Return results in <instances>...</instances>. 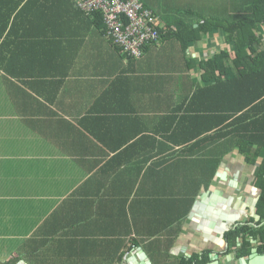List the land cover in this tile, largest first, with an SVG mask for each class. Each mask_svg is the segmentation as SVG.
<instances>
[{
  "label": "crops",
  "instance_id": "crops-1",
  "mask_svg": "<svg viewBox=\"0 0 264 264\" xmlns=\"http://www.w3.org/2000/svg\"><path fill=\"white\" fill-rule=\"evenodd\" d=\"M77 1L26 0L0 22V264L263 259L241 230L258 226L255 167L195 136L190 113L207 107L190 104L198 62L229 46L217 32L183 51L173 36L249 0H141L170 32L138 60Z\"/></svg>",
  "mask_w": 264,
  "mask_h": 264
},
{
  "label": "trees",
  "instance_id": "trees-1",
  "mask_svg": "<svg viewBox=\"0 0 264 264\" xmlns=\"http://www.w3.org/2000/svg\"><path fill=\"white\" fill-rule=\"evenodd\" d=\"M0 1H6L7 5L0 12V22L7 24L12 17V21L14 20L18 8L21 9L26 0ZM143 8L151 12L144 5ZM77 9L79 10L78 6ZM80 12L93 18L104 33L100 12L93 15ZM151 14L156 19L152 12ZM156 29L159 39L163 33L170 32L163 30L157 19ZM217 32L224 35L229 49L198 62L201 87L191 96L190 104H204L207 107L190 110V113L205 122L201 123V127L199 125L200 128L194 135L210 134L215 141L227 142L226 150L235 149L246 164L255 167V185L261 191L256 205L258 226L255 229L242 227L241 230L264 242V0H249V5L240 14L224 18H203L196 28L192 25L185 26L182 21L173 36L185 51L193 42ZM155 43L157 41L148 45ZM127 59L138 60L130 57ZM218 162L219 160L215 168Z\"/></svg>",
  "mask_w": 264,
  "mask_h": 264
},
{
  "label": "built area",
  "instance_id": "built-area-1",
  "mask_svg": "<svg viewBox=\"0 0 264 264\" xmlns=\"http://www.w3.org/2000/svg\"><path fill=\"white\" fill-rule=\"evenodd\" d=\"M80 11L102 14L104 36L126 58L138 59L143 48L158 41L156 19L140 0H80Z\"/></svg>",
  "mask_w": 264,
  "mask_h": 264
},
{
  "label": "water",
  "instance_id": "water-1",
  "mask_svg": "<svg viewBox=\"0 0 264 264\" xmlns=\"http://www.w3.org/2000/svg\"><path fill=\"white\" fill-rule=\"evenodd\" d=\"M253 254V253H252ZM256 253H254L255 255ZM214 255V254H213ZM215 256L212 257V259H214ZM126 262H124L123 264H125ZM211 264H219L218 260H214ZM250 264H264V258L263 259H253L252 261H250Z\"/></svg>",
  "mask_w": 264,
  "mask_h": 264
}]
</instances>
